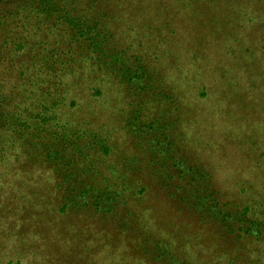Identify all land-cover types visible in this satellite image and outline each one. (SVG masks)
<instances>
[{
  "label": "rangeland",
  "instance_id": "obj_1",
  "mask_svg": "<svg viewBox=\"0 0 264 264\" xmlns=\"http://www.w3.org/2000/svg\"><path fill=\"white\" fill-rule=\"evenodd\" d=\"M93 7L83 18L92 22L93 15L99 17L95 32L100 28L105 32L103 52L89 45V39L72 35L59 39L54 32L47 49L49 57H55L43 67L48 76L36 75V60L24 66L31 68L26 77L19 75V65L11 75L0 70V82L7 86L1 88L0 100L9 102L6 91L13 86L15 107L7 109L22 116L23 108L34 109L43 98L58 117L51 133H38L56 148H44L42 155L48 149H62L64 164H71L72 175L80 178L81 186L91 181L95 188L109 187L116 200V192L128 188L122 208V215H128L127 225L138 230L140 237L143 226L151 231V225L162 239L176 241V247L195 264H207L210 251L222 240L208 238L210 230L199 225L201 221L187 203L178 206L166 197L163 182L171 183L168 178L177 170L163 160L170 154L204 170L207 176L198 196L208 197L209 204L207 185L210 192L221 193V203L231 205L228 212H239L251 203L252 219L264 218V0H114L110 11ZM38 59L41 63V54ZM61 62L64 72L57 76L54 69L59 71ZM1 64L8 66L5 59ZM51 96L62 99L57 110L49 105ZM25 148L28 154L33 147L27 145L21 151ZM17 157L14 166L21 167L22 174L0 166V264L19 260L22 264H54L45 252L51 250L44 233L43 241L20 243L14 230L21 231L18 224H23L26 237L40 230L43 210L28 206H56L59 177L38 166L33 171L31 162L23 155ZM174 180L173 184L177 177ZM12 205L20 207L25 217L22 224L8 213ZM89 217L81 220L76 231L84 238L79 246L110 239L113 258L128 259L133 244L127 231L119 233L108 221L102 224L108 227L104 232L89 235ZM73 219L69 215L67 221L72 227L77 222ZM7 225L9 234L4 230ZM248 238L247 244L242 240L238 245V256L247 264H264V237L258 241ZM100 257L98 246L79 256L68 250L64 264H81L84 259L98 264Z\"/></svg>",
  "mask_w": 264,
  "mask_h": 264
},
{
  "label": "trees",
  "instance_id": "obj_2",
  "mask_svg": "<svg viewBox=\"0 0 264 264\" xmlns=\"http://www.w3.org/2000/svg\"><path fill=\"white\" fill-rule=\"evenodd\" d=\"M113 1L114 0H0V54H2L0 58V70L6 72V74L10 73L11 75L13 69L16 70V66L19 65V75L26 77L27 72H29L31 68H24V66L30 61L36 60L35 63L37 68L34 70L36 75L39 72L43 76L45 74L48 76V71H44L43 67L47 68V60L55 57V54L49 57L48 52L51 51L47 49L49 37L50 35L52 36L54 32L57 33V38L59 39L65 36L68 38L71 35L73 37L77 36L79 39L83 40L89 39V45L92 44L91 46L98 47L99 52H103V45H106V37H104L105 32L101 28L98 29V32H95L98 28L97 23L99 17L93 15L92 22L85 20L83 17L84 13H87L92 8V11H94L93 5L96 7L100 6L102 9L106 7L110 11V9H113ZM104 16H106V14H104ZM93 23H96L97 27H95ZM60 33H62L61 37ZM92 35H94L93 38H91ZM39 49H41V53ZM40 54L41 63H39L38 59ZM67 55L69 59L70 56L68 53ZM4 59L7 61L8 66H3V64H1ZM3 63L5 64L6 62L4 61ZM59 66H62L59 71L54 69V73L57 74V76L60 72H64L65 63L61 62ZM55 67H57V65ZM34 68L33 66V69ZM50 71L52 74L53 70L50 69ZM134 80L135 79L130 82ZM6 87L7 86H3L0 82V91H2V89L4 90ZM6 92H8L9 95V102L5 103L3 100H0V152L3 153V162L0 166L2 169L14 172L15 174H22V168L14 166L17 165V154H20L31 162L32 167L29 168L32 170L33 168L37 169L38 166L42 170L51 172L53 176L59 177L58 183L57 181L55 182L58 195L60 196L56 206L47 208L46 203H41L40 207L37 206V203L28 206V209L41 208V210H43V212L40 213L43 215L38 225L40 230L32 231L30 233L31 238L30 235L26 237V229H24V227L22 229V222L25 217L20 207L18 205H12L13 211L8 209V213H12L13 219L16 217L21 219L19 222L22 225L18 224L21 231L19 229H13L14 233L19 234L20 243H25V239L26 241L31 239L34 241H43L42 236L44 233V239L47 240L46 245L50 246L51 250H45V252L48 254L51 263L52 257L54 264H64L65 253L68 250H70L71 254L77 253L79 256V253L89 254L96 246H98L101 253L98 264H109V262L115 264L123 262V257L119 258V260L113 258L114 255L111 251L114 252L112 249L114 246L109 243L110 239H102L96 244H88L84 247L79 246L82 243L80 241L84 239L76 232L78 231V227H80L79 223L82 219L86 220L87 216H91L92 218L89 217L87 221L89 235L93 232H104L108 227H103L102 224H106L108 221L117 226V231L119 233L127 231L130 243L133 244L131 252L133 264H143V262L145 264H195L186 255H183L182 249L176 247V241L175 243H171L165 238L162 239L160 233L152 231L153 228L150 224L151 231L147 229L146 226H143L145 232L141 237L139 236L138 230L132 228L133 226L127 225L128 215H122V212H124L122 208L126 207L124 198L128 195V188L124 187L121 191H117L116 196L118 200H116L112 197L113 191L109 187L107 189H98L91 184V181L85 183L86 186H81L80 184L82 183L80 182V178L72 175L71 164H64L66 160H63L62 156H64V151H62V149H48V151L42 155L44 148H55V143L46 142V140H43V138L38 135V133L43 134L52 132V123H56V118L58 117L55 114V110L49 109L46 101H43L42 98L40 104L36 103V108L29 109L25 107L20 112L22 116H19L17 111L14 112L7 109L8 106L9 108L15 107L14 101L17 95L14 87H10ZM96 95H98V92H96ZM51 97L49 103L51 107L56 109L62 106V99L59 101V98H54V96ZM27 100L33 101L31 98ZM69 103H71V101ZM65 104L66 103H64V105ZM72 104L73 103L70 105ZM30 105L29 102L26 104L28 107ZM48 109L50 113H47L49 112L46 111ZM65 129H67V127ZM27 145L28 147H33L28 148L30 154L26 153L27 148L21 151L22 147ZM170 146L172 147V145H169V147ZM17 151L18 153L16 154ZM49 151L51 153H48ZM170 151V153H172L173 149L170 148ZM7 154H11V157L8 158L5 156ZM170 156V154L165 156L163 161L164 163L167 162L171 164V167L177 170V174L168 178L172 181L171 183L169 182L166 184L163 182L166 189V197L175 201V204L178 206L187 203L198 217V220L201 221L199 225H202L206 230H210L208 238L215 242L221 239L222 241L219 247L224 245V249L218 247L210 251V256H212V258L207 264H247L238 256L239 249H241V246L238 245L243 243L242 240L247 244L248 237H252V241H258L259 236L264 237V218L252 219L253 217L250 216L251 203L245 204L239 212H228L227 206L231 205L229 203H221V200H224L221 193L219 191H214V193L210 192V186L207 185V194L211 197L209 204L208 197L205 199L204 196H198L199 193H202L205 176H207L204 170L193 166L188 159L180 158L176 160ZM175 177H177V182L173 184V182L176 181L174 180ZM163 179L165 181V177ZM197 179H200L202 182H200V184L197 183ZM16 182L19 186L22 185L21 181L19 182V180H17ZM194 187L196 190L193 189ZM60 193L65 195H60ZM15 208H18L19 211H16ZM26 210L27 209H24L23 213L26 212ZM204 210L205 213L203 215L202 212ZM27 215L32 216L30 212H27ZM69 215L73 216V221H77L74 227H72L71 222L70 224L67 223V221H69ZM7 224H9L8 220ZM90 225H93V227H90ZM9 226L10 225L4 227L7 234H9ZM89 229L91 230L89 231ZM4 230L1 229L2 232ZM72 230L74 231L73 235H71ZM62 231L63 233H61ZM85 232V227H83V233L85 234ZM89 235L87 234V238ZM36 237L38 238L36 239ZM225 253H231V256L225 257ZM131 256L126 259L123 264H130ZM8 264H13V262H9ZM15 264L22 263H20L19 260ZM81 264L88 263L85 262L84 259L81 261Z\"/></svg>",
  "mask_w": 264,
  "mask_h": 264
}]
</instances>
